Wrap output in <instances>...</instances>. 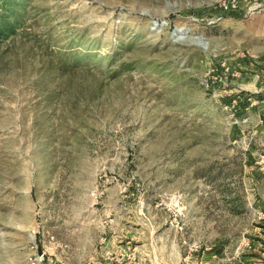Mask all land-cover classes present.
<instances>
[{
  "label": "rangeland",
  "instance_id": "rangeland-1",
  "mask_svg": "<svg viewBox=\"0 0 264 264\" xmlns=\"http://www.w3.org/2000/svg\"><path fill=\"white\" fill-rule=\"evenodd\" d=\"M0 0V264H264V0Z\"/></svg>",
  "mask_w": 264,
  "mask_h": 264
},
{
  "label": "built area",
  "instance_id": "built-area-1",
  "mask_svg": "<svg viewBox=\"0 0 264 264\" xmlns=\"http://www.w3.org/2000/svg\"><path fill=\"white\" fill-rule=\"evenodd\" d=\"M240 0H228L227 4L223 3V8L226 9H234L238 6Z\"/></svg>",
  "mask_w": 264,
  "mask_h": 264
}]
</instances>
